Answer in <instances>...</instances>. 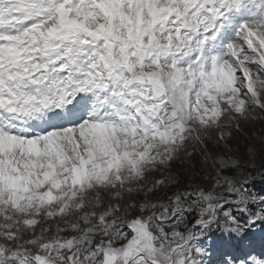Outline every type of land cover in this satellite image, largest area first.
<instances>
[{"label": "snow or ice", "instance_id": "1", "mask_svg": "<svg viewBox=\"0 0 264 264\" xmlns=\"http://www.w3.org/2000/svg\"><path fill=\"white\" fill-rule=\"evenodd\" d=\"M0 264H264V0H0Z\"/></svg>", "mask_w": 264, "mask_h": 264}]
</instances>
